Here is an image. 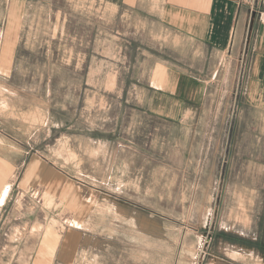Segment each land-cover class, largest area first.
<instances>
[{"label": "rangeland", "instance_id": "1", "mask_svg": "<svg viewBox=\"0 0 264 264\" xmlns=\"http://www.w3.org/2000/svg\"><path fill=\"white\" fill-rule=\"evenodd\" d=\"M129 11V0H0V182L11 192L30 169L44 176L11 204L0 264H226L253 229L257 186L234 177L241 134L227 144L236 63L219 67L196 127L162 124L156 142L133 127L123 89Z\"/></svg>", "mask_w": 264, "mask_h": 264}, {"label": "crops", "instance_id": "2", "mask_svg": "<svg viewBox=\"0 0 264 264\" xmlns=\"http://www.w3.org/2000/svg\"><path fill=\"white\" fill-rule=\"evenodd\" d=\"M129 1L130 20H123L117 31L126 43L121 79L124 92L133 99L128 102L133 127L155 131L156 142L162 124H177L184 130L196 127L199 117L195 116L201 114L211 94L219 67L236 63L227 144L230 153V146L241 134L242 154L234 177L240 174L249 185L255 184L258 201L253 229L233 240L242 244L226 250L232 260L226 264H264V0ZM114 84L115 76L111 75L108 86ZM57 149L64 153L66 141L59 142ZM250 154L256 161L253 164ZM227 158L226 167L231 161ZM43 177L40 169H30L14 179L11 192L2 177L0 235L7 226L11 204L25 190L39 188ZM41 226L36 223L32 229L40 230ZM43 236L41 231L37 241ZM32 251L31 258L35 249Z\"/></svg>", "mask_w": 264, "mask_h": 264}, {"label": "bare ground", "instance_id": "3", "mask_svg": "<svg viewBox=\"0 0 264 264\" xmlns=\"http://www.w3.org/2000/svg\"><path fill=\"white\" fill-rule=\"evenodd\" d=\"M64 149V148H63ZM1 200V199H0Z\"/></svg>", "mask_w": 264, "mask_h": 264}]
</instances>
